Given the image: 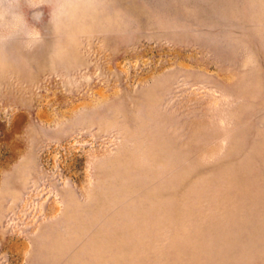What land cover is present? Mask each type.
Wrapping results in <instances>:
<instances>
[{
  "label": "rangeland",
  "instance_id": "374dc122",
  "mask_svg": "<svg viewBox=\"0 0 264 264\" xmlns=\"http://www.w3.org/2000/svg\"><path fill=\"white\" fill-rule=\"evenodd\" d=\"M0 264H264V0H0Z\"/></svg>",
  "mask_w": 264,
  "mask_h": 264
}]
</instances>
